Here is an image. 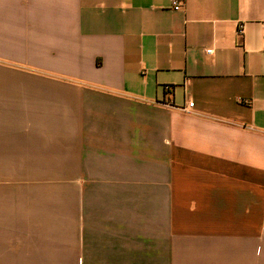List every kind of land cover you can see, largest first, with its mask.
<instances>
[{"label":"crops","instance_id":"crops-1","mask_svg":"<svg viewBox=\"0 0 264 264\" xmlns=\"http://www.w3.org/2000/svg\"><path fill=\"white\" fill-rule=\"evenodd\" d=\"M172 1L0 0V264H264V0Z\"/></svg>","mask_w":264,"mask_h":264},{"label":"built area","instance_id":"built-area-1","mask_svg":"<svg viewBox=\"0 0 264 264\" xmlns=\"http://www.w3.org/2000/svg\"><path fill=\"white\" fill-rule=\"evenodd\" d=\"M171 7H172V9H173L174 11H179V10L181 9V8H180V5H179L178 2L175 1V0L171 2ZM241 34H242V30H240V29L238 28V30H237V35L240 36ZM211 53H212V50H206V54L210 55ZM186 107H187V108H192V107H193V104H192V103H188ZM183 110H184V108H183Z\"/></svg>","mask_w":264,"mask_h":264}]
</instances>
